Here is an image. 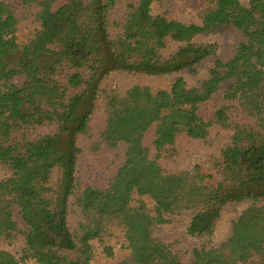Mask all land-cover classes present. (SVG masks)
Segmentation results:
<instances>
[{"label":"trees","instance_id":"16d2710c","mask_svg":"<svg viewBox=\"0 0 264 264\" xmlns=\"http://www.w3.org/2000/svg\"><path fill=\"white\" fill-rule=\"evenodd\" d=\"M0 163V241L37 264L117 234L119 264H264V0H0Z\"/></svg>","mask_w":264,"mask_h":264},{"label":"rangeland","instance_id":"374dc122","mask_svg":"<svg viewBox=\"0 0 264 264\" xmlns=\"http://www.w3.org/2000/svg\"><path fill=\"white\" fill-rule=\"evenodd\" d=\"M243 4L248 6L249 5V0H243ZM176 20H179L184 23H196V24H202L201 20L198 19L195 13L191 10V8L188 7V4L181 2L179 3L177 12L174 16ZM29 31L25 29H21L17 31V36L19 40H25L27 37H29ZM205 41L207 42H219L220 37L217 36L216 34H212L208 37L204 38ZM226 44V43H225ZM187 149L182 150L180 156L178 157H173L170 160H165L164 165L167 167L171 168H177L181 169L183 167H188L192 163H194L198 158V156L203 155V153H196V150L193 146L194 143H188L187 144ZM207 151V150H206ZM204 155L207 158L208 153L204 151ZM153 157H156V154L153 153ZM198 157V158H197ZM11 174L10 170L8 167L4 166L2 163H0V181L5 179ZM147 203H149L150 206H152L150 200H145ZM241 208L239 209H234V210H229L222 223H221V231L224 233L227 231L229 228L230 220L235 217L239 212H241ZM184 221H175V223L170 227V229H167L166 231L168 233H171V237H177V235H182L184 233ZM19 229L21 232H24L26 229L24 228L22 221H19ZM172 230V232H171ZM174 234V235H173ZM113 240L109 242V245L113 247V252L112 255L109 256L105 252V247L101 245L99 242H94L93 246L96 249V258L93 261L92 264H119V262L127 257L129 255L128 250H127V244L124 241L123 235L122 234H117L115 238H112ZM26 249H27V243H26V237L25 235L19 236V238L13 243V244H8L0 241V251L6 250L11 253H13L18 259L22 260V264H37L34 260L30 258H25L26 257Z\"/></svg>","mask_w":264,"mask_h":264}]
</instances>
